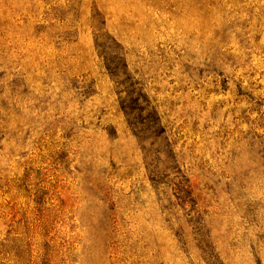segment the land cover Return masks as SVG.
Returning <instances> with one entry per match:
<instances>
[{"label":"rangeland","instance_id":"1","mask_svg":"<svg viewBox=\"0 0 264 264\" xmlns=\"http://www.w3.org/2000/svg\"><path fill=\"white\" fill-rule=\"evenodd\" d=\"M105 37L162 118L168 181ZM263 142L264 0H0V264H264Z\"/></svg>","mask_w":264,"mask_h":264},{"label":"trees","instance_id":"2","mask_svg":"<svg viewBox=\"0 0 264 264\" xmlns=\"http://www.w3.org/2000/svg\"><path fill=\"white\" fill-rule=\"evenodd\" d=\"M232 29L233 26L224 27L221 31V37H224ZM96 39L98 40L100 37L97 36ZM106 40L110 41V44H108L110 47H108L109 54L103 55L104 66L115 85L119 111L122 113L132 136L141 144L149 143L147 156L149 161L151 158L150 173L154 179H157L154 181L158 184L162 183L160 181L163 180L168 181V174L174 170L176 162L174 156L171 155V145L167 141L162 118L156 108L149 103L146 93L142 91L138 82L134 80L128 71L127 64L123 59V53H121L118 44L110 38H106ZM216 54L224 56L219 51ZM214 62L213 67L217 69L214 71L222 73L219 69L224 65L215 64ZM257 151L261 161L260 169L264 172V142L262 146H258ZM179 233L181 232L179 231ZM204 242L207 243L206 240H203Z\"/></svg>","mask_w":264,"mask_h":264}]
</instances>
